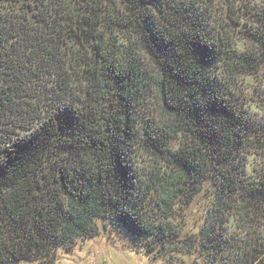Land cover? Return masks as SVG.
I'll return each mask as SVG.
<instances>
[{"label": "trees", "instance_id": "trees-1", "mask_svg": "<svg viewBox=\"0 0 264 264\" xmlns=\"http://www.w3.org/2000/svg\"><path fill=\"white\" fill-rule=\"evenodd\" d=\"M263 66L264 0H0L1 106L51 78L46 117L0 140V264L100 232L153 257L264 264V170L244 160L264 126L237 83Z\"/></svg>", "mask_w": 264, "mask_h": 264}, {"label": "rangeland", "instance_id": "rangeland-1", "mask_svg": "<svg viewBox=\"0 0 264 264\" xmlns=\"http://www.w3.org/2000/svg\"><path fill=\"white\" fill-rule=\"evenodd\" d=\"M121 44L122 41L120 42ZM238 48L248 46L243 41H237ZM18 65H23L27 69L29 64L26 58H16ZM36 80L30 90L29 94L23 93V96H16L13 106H19L20 110L5 109L0 104V140H6L7 137H17L27 133L33 129L37 123H40L39 118L46 117L48 114V104L50 100L42 96L43 90L46 89L45 83L47 80L48 85L51 84V78L43 74ZM49 79V80H48ZM239 91L246 99H253L250 105L246 104V109L250 113V118L255 120L251 123L262 124L264 126V66L262 67L261 74L258 79L251 77L237 79ZM41 84V85H40ZM5 85L0 82V91L5 89ZM14 108V107H13ZM173 147H177V141L172 142ZM245 154V173L249 175L252 166L257 170H264V148L255 150L248 149ZM138 162L147 161L145 156H140L138 152ZM53 158L52 153H48L47 157L41 165L42 174H47L50 169L51 161ZM205 210L202 207L201 198L196 200L193 206H190L188 213L184 216V223L186 229L197 231V225L202 221ZM200 221L198 224L197 222ZM197 224V225H196ZM229 230L231 232L237 231L234 226V220L229 218ZM227 224V225H228ZM195 225V227H194ZM120 234L107 235L100 232L89 238L77 239L71 248H58L53 251L52 255L46 257H39L34 260L24 261L18 264H201L197 254H183L177 253L173 255H166L164 257H153L146 255L142 251H136L127 247V243H131L130 239L123 237ZM240 235V234H238ZM123 237V238H122ZM228 258V254H225Z\"/></svg>", "mask_w": 264, "mask_h": 264}]
</instances>
